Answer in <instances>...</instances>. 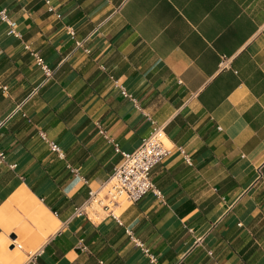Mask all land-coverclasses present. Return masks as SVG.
<instances>
[{
    "label": "crops",
    "instance_id": "crops-1",
    "mask_svg": "<svg viewBox=\"0 0 264 264\" xmlns=\"http://www.w3.org/2000/svg\"><path fill=\"white\" fill-rule=\"evenodd\" d=\"M0 9L20 35L0 20V264H150L128 233L158 264H264V0ZM154 129L171 148L151 173L161 200L121 204L122 226L75 217L114 144L131 153Z\"/></svg>",
    "mask_w": 264,
    "mask_h": 264
},
{
    "label": "built area",
    "instance_id": "built-area-1",
    "mask_svg": "<svg viewBox=\"0 0 264 264\" xmlns=\"http://www.w3.org/2000/svg\"><path fill=\"white\" fill-rule=\"evenodd\" d=\"M0 20L10 28V35H14L17 38L20 37V35L14 31L13 23L4 9H0ZM68 34L74 38L75 32L72 28H68ZM77 46H80V44L77 43ZM25 49L29 50V47L26 46ZM30 54L35 65L43 73L45 78L43 84H45L52 76V70L45 64L44 59L37 51H30ZM226 63L227 59L224 57L221 58L219 64L220 69H226L228 67ZM122 94L127 97L124 92H122ZM217 129L220 131V128ZM100 133L102 135L105 134L103 131H100ZM40 136L43 141L47 142L44 134H40ZM163 138L164 135L161 130L154 129L153 132L147 138L143 139L140 145L131 153L121 152L118 145L114 144L115 152L120 154V161L114 167L112 175L106 182L101 184L97 190H89L87 201L81 207L75 208L74 216L77 218L81 216L87 217V208L91 207L92 204H96L101 210L107 213V216L112 218L116 224L122 226L121 220L116 215V210L121 204L125 202L136 203L148 193L153 194L158 200H161V192L152 184L151 173L171 152V148L164 144ZM48 144L52 152L58 153V155L62 157L63 154L55 143L50 142ZM177 150L182 155L184 161L190 165V157L182 147H178ZM2 158L3 155L0 151V159ZM83 183L87 184V181L83 180ZM128 235L134 244L141 248L150 264H158L156 258L150 253L148 248L136 242L131 234L128 233ZM17 247L20 248L19 245H17Z\"/></svg>",
    "mask_w": 264,
    "mask_h": 264
},
{
    "label": "rangeland",
    "instance_id": "rangeland-1",
    "mask_svg": "<svg viewBox=\"0 0 264 264\" xmlns=\"http://www.w3.org/2000/svg\"><path fill=\"white\" fill-rule=\"evenodd\" d=\"M93 209H96L101 215H103L102 218L106 217L107 216V213H104L100 210V207H98L97 205L96 206H92ZM92 210V209H91ZM89 211V210H88Z\"/></svg>",
    "mask_w": 264,
    "mask_h": 264
},
{
    "label": "bare ground",
    "instance_id": "bare-ground-1",
    "mask_svg": "<svg viewBox=\"0 0 264 264\" xmlns=\"http://www.w3.org/2000/svg\"><path fill=\"white\" fill-rule=\"evenodd\" d=\"M163 142H164V144L166 145V146H168L169 145V142H168V140L164 137L163 138ZM92 206H96V204H92ZM92 206H91V208H92ZM100 210H101V208H100ZM102 212H104L103 210H101Z\"/></svg>",
    "mask_w": 264,
    "mask_h": 264
},
{
    "label": "water",
    "instance_id": "water-1",
    "mask_svg": "<svg viewBox=\"0 0 264 264\" xmlns=\"http://www.w3.org/2000/svg\"><path fill=\"white\" fill-rule=\"evenodd\" d=\"M10 238H11V239H14V236H11Z\"/></svg>",
    "mask_w": 264,
    "mask_h": 264
},
{
    "label": "trees",
    "instance_id": "trees-1",
    "mask_svg": "<svg viewBox=\"0 0 264 264\" xmlns=\"http://www.w3.org/2000/svg\"><path fill=\"white\" fill-rule=\"evenodd\" d=\"M189 211H191V210H189Z\"/></svg>",
    "mask_w": 264,
    "mask_h": 264
}]
</instances>
